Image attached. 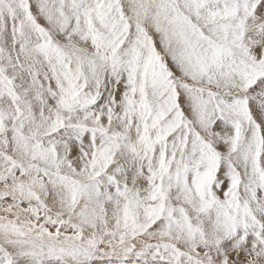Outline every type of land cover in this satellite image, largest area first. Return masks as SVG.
<instances>
[{"label": "snow or ice", "instance_id": "6c2138e0", "mask_svg": "<svg viewBox=\"0 0 264 264\" xmlns=\"http://www.w3.org/2000/svg\"><path fill=\"white\" fill-rule=\"evenodd\" d=\"M0 264H264V0H0Z\"/></svg>", "mask_w": 264, "mask_h": 264}]
</instances>
